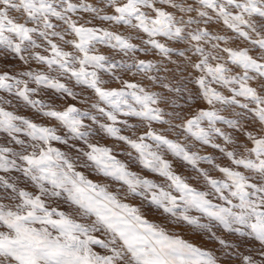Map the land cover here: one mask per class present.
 I'll return each instance as SVG.
<instances>
[{"label": "snow or ice", "instance_id": "obj_1", "mask_svg": "<svg viewBox=\"0 0 264 264\" xmlns=\"http://www.w3.org/2000/svg\"><path fill=\"white\" fill-rule=\"evenodd\" d=\"M5 61L0 264H264V0H0Z\"/></svg>", "mask_w": 264, "mask_h": 264}, {"label": "rangeland", "instance_id": "obj_2", "mask_svg": "<svg viewBox=\"0 0 264 264\" xmlns=\"http://www.w3.org/2000/svg\"><path fill=\"white\" fill-rule=\"evenodd\" d=\"M237 44H239V41L233 42L231 44V46L235 47V46H237ZM241 46H243V45H241ZM141 58H144V57L141 56ZM148 58H152V57L149 56ZM155 58L159 59V57H155ZM173 58L175 59V57H173ZM13 63H16L17 67H19L18 62H15V61H5L2 64H0V67L11 68ZM168 66L170 68L172 67V65H168ZM34 67H35V65H34ZM74 90L77 91V92H80V88L79 87H76ZM157 90H159V89H157ZM2 95H5V94L4 93H0V96H2ZM87 95L90 96L91 93H87ZM51 96H52V92L48 91V92H45L41 98L47 99V98H49ZM7 98L11 99L10 96H8ZM67 103H73V104H77V107H83L82 105L78 104L76 101H73L71 99H69L67 101ZM56 106L57 107H63L65 105H64V102H62V101H56ZM6 107L10 111L15 110L18 114L26 115V116H29L30 118H33V119H38V117L33 116V111L34 110H30L29 108L25 107L23 105V102H20V101H17V100H12L11 104L7 105ZM100 119L103 120V117H100ZM0 138H2V137H0ZM94 142H98L101 145H111V144H113V141L110 138L104 137L103 133H99L98 135H96L94 137ZM116 147L119 148L120 146L117 145ZM208 151H211V150L208 149ZM118 158L122 159V160L126 159L127 158L126 153H120L118 155ZM167 158L171 159V157H167ZM220 162L221 163H226V161H220ZM133 170L134 171H139V169L135 165H133ZM178 170L183 171V169H178ZM143 174L150 176V178H154V174H150L147 171H145ZM213 175L215 176V175H219V174L218 173H213ZM112 187H114V188H116L118 190L119 186L118 185H112ZM130 202L133 203V204H139V200L138 199L131 200ZM143 211H144L145 215L147 216V218L149 220H152V221L158 222V223L166 224V226L171 231H174V232L182 235L184 239H186V240H188V241H190V242H192L194 244H197L198 246H201L203 248H209V249L217 248V245L215 243H211V242L208 241L207 236H204L202 234H198V233L192 231L187 225L174 224V223L165 221L163 219V217L160 216L159 212H157L155 209L149 207L146 203H145ZM217 235L222 236L225 240H228V241H231V242H236V243H241V250H243L242 242L240 240H238L235 235L225 234L222 231H218ZM235 264H238V262H235Z\"/></svg>", "mask_w": 264, "mask_h": 264}]
</instances>
